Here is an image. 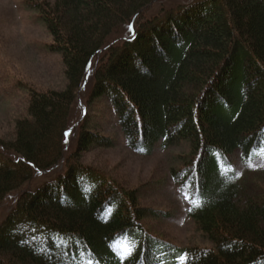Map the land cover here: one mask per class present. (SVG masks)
<instances>
[{"label": "trees", "instance_id": "16d2710c", "mask_svg": "<svg viewBox=\"0 0 264 264\" xmlns=\"http://www.w3.org/2000/svg\"><path fill=\"white\" fill-rule=\"evenodd\" d=\"M31 3L66 56L70 85H34L18 136H0V214L19 198L0 216V264H264V192L233 158L243 149L250 165L264 154V0ZM91 78L94 98L112 96L138 150L193 141L175 174L217 246L154 232L145 219L158 210L141 204L139 190L84 160L115 137L86 123L71 146Z\"/></svg>", "mask_w": 264, "mask_h": 264}, {"label": "rangeland", "instance_id": "374dc122", "mask_svg": "<svg viewBox=\"0 0 264 264\" xmlns=\"http://www.w3.org/2000/svg\"><path fill=\"white\" fill-rule=\"evenodd\" d=\"M31 2L0 0V136L6 138H16L20 119L30 114L34 85L60 89L70 85L66 56L53 49L56 37L43 11ZM95 87L96 78H91L85 97L77 104L71 146L78 148L86 123L115 137L117 144L97 145L84 152V160L139 190L141 204L158 210L151 211L145 219L154 232L184 246H217L218 242L192 214L191 192L175 174V169L184 166L186 157L193 154V141L188 139L172 146L162 141L151 152L138 150L129 139L112 96L94 98ZM233 158L240 172L251 174L264 192V154L250 165L243 149L233 153ZM52 172L58 171L41 172L35 186L51 179ZM18 201L16 198L7 206L0 214L1 220Z\"/></svg>", "mask_w": 264, "mask_h": 264}, {"label": "snow or ice", "instance_id": "6c2138e0", "mask_svg": "<svg viewBox=\"0 0 264 264\" xmlns=\"http://www.w3.org/2000/svg\"><path fill=\"white\" fill-rule=\"evenodd\" d=\"M133 28H135V25H133ZM191 198H192V196H191V193H190V194H189V199H191ZM195 203H196L197 205L203 206V205L205 204V199L202 198V197H201V198H198V199H196ZM134 251H135L134 246L131 245V244H129V245H128V254L130 255V254H132ZM187 259H188V257H185V261H187Z\"/></svg>", "mask_w": 264, "mask_h": 264}]
</instances>
